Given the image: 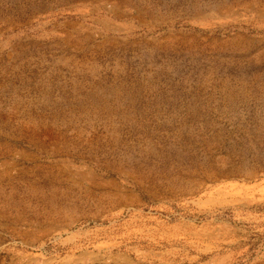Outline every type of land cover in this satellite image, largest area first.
Here are the masks:
<instances>
[{
	"label": "rangeland",
	"instance_id": "374dc122",
	"mask_svg": "<svg viewBox=\"0 0 264 264\" xmlns=\"http://www.w3.org/2000/svg\"><path fill=\"white\" fill-rule=\"evenodd\" d=\"M0 264H264V0H0Z\"/></svg>",
	"mask_w": 264,
	"mask_h": 264
}]
</instances>
